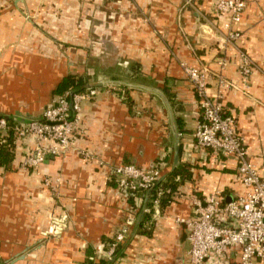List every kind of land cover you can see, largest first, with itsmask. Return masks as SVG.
<instances>
[{
  "label": "crops",
  "instance_id": "obj_1",
  "mask_svg": "<svg viewBox=\"0 0 264 264\" xmlns=\"http://www.w3.org/2000/svg\"><path fill=\"white\" fill-rule=\"evenodd\" d=\"M218 2L0 0V117L42 119L69 76L98 90L83 100L84 133L65 156L23 168L18 148L9 168L0 166V264H86L129 219L123 253L109 264L187 259L191 229L176 220L194 217L190 201L160 208L143 234L134 202L110 180L112 167L123 164L160 163L162 181L184 164L192 177L178 186L183 196L245 194L237 164L197 146L199 99L183 64L209 72L211 98L220 76L233 83L222 104L264 176V0H245L239 23L220 14ZM231 257L236 264L239 251Z\"/></svg>",
  "mask_w": 264,
  "mask_h": 264
},
{
  "label": "built area",
  "instance_id": "obj_2",
  "mask_svg": "<svg viewBox=\"0 0 264 264\" xmlns=\"http://www.w3.org/2000/svg\"><path fill=\"white\" fill-rule=\"evenodd\" d=\"M245 6V0H219L217 8L220 14H227L231 22L239 23ZM183 68L199 99L200 117L195 132L197 146L211 150L220 161L222 158L233 160L245 194L229 201L219 191L204 197L196 192L183 196L180 191L173 192L170 186H158L162 181L160 163H154L149 168L134 164L112 167L110 180L127 198L136 197L134 211L136 208L150 212V209L144 208L149 190H156V198L151 200L154 214L160 212L161 199L166 195H172L173 200L186 197L190 201L194 217L176 220L191 229L188 257L179 264H233L231 253L237 250L239 259L236 264H257L258 260H264V176L250 160L235 117L226 112L222 104V91L233 88V83L220 76L219 94L211 98L208 94L209 72L185 64ZM242 69L246 75L251 73V62L247 58H244ZM97 94L95 87L79 93L68 91L57 97L56 102L45 110L42 119L26 123L18 121L13 127L6 117H0V135L6 136L13 130L15 153L19 148L22 167L37 169L49 156H65L74 147L78 134L84 133L80 115L82 102ZM82 155L89 158L87 152H82ZM179 180L178 177L176 181ZM45 183L50 186L52 180L46 178ZM131 222L132 219L127 220L113 243L106 248L102 245L89 259L95 262L112 260L117 247L127 239Z\"/></svg>",
  "mask_w": 264,
  "mask_h": 264
},
{
  "label": "trees",
  "instance_id": "obj_3",
  "mask_svg": "<svg viewBox=\"0 0 264 264\" xmlns=\"http://www.w3.org/2000/svg\"><path fill=\"white\" fill-rule=\"evenodd\" d=\"M92 87L87 85V81L84 78H77V77H66L63 79V81L59 84L55 92L60 96L65 94L66 92L70 91V93H79L84 92L87 88ZM11 127L16 125L18 123V120H15L14 118H8ZM2 140H5V142H2ZM15 145H16V137L14 135L13 130H10L6 136L0 135V166L8 169L11 163L13 162L15 158ZM179 177V181H176V179ZM190 169L188 166H185L184 164H180L166 179V181H161L158 186L166 187L170 186L173 190V192H178V186L179 184L188 179L191 178ZM138 197V196H137ZM156 198V190H152L151 193L148 196L147 202H145L146 209H150V212H144L143 209L138 211V214L140 215V231L143 234H150L145 230V225L149 222H152V216L154 214L153 210V204L151 200ZM136 197H132L131 200L135 202ZM173 201L172 195H166L161 199L160 208H165L167 205H169ZM105 248L113 243V240L104 242ZM123 246H118L116 251L113 254L112 260H104L101 259L98 262L92 261L89 258L94 257L96 254V250H93L88 258V261L86 264H109L114 259H117L120 255H122Z\"/></svg>",
  "mask_w": 264,
  "mask_h": 264
},
{
  "label": "water",
  "instance_id": "obj_4",
  "mask_svg": "<svg viewBox=\"0 0 264 264\" xmlns=\"http://www.w3.org/2000/svg\"><path fill=\"white\" fill-rule=\"evenodd\" d=\"M179 159H180V148L177 147L175 151V156H174V168L179 164ZM151 193V190L148 192V196Z\"/></svg>",
  "mask_w": 264,
  "mask_h": 264
}]
</instances>
